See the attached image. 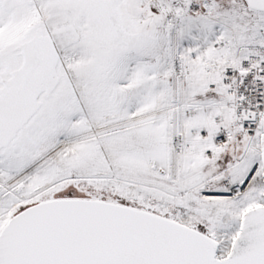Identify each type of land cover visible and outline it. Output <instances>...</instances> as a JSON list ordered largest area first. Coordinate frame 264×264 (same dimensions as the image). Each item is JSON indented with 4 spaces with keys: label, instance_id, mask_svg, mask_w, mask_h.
<instances>
[{
    "label": "snow or ice",
    "instance_id": "snow-or-ice-1",
    "mask_svg": "<svg viewBox=\"0 0 264 264\" xmlns=\"http://www.w3.org/2000/svg\"><path fill=\"white\" fill-rule=\"evenodd\" d=\"M0 264H264V0H0Z\"/></svg>",
    "mask_w": 264,
    "mask_h": 264
}]
</instances>
